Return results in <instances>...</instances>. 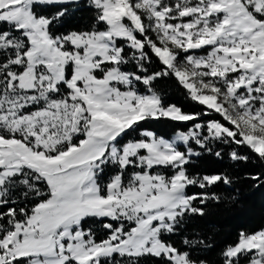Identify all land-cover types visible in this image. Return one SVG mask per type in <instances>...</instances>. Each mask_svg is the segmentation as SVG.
I'll return each instance as SVG.
<instances>
[{"label":"snow or ice","instance_id":"6c2138e0","mask_svg":"<svg viewBox=\"0 0 264 264\" xmlns=\"http://www.w3.org/2000/svg\"><path fill=\"white\" fill-rule=\"evenodd\" d=\"M80 3L0 0V264H207L164 237L220 200L188 194L190 186L232 184L226 173L189 171L215 142L246 146L264 161V0H86L92 30L59 35L52 25L68 8L36 10ZM153 57L162 67L150 72ZM130 62L135 70H122ZM163 77L203 111L167 104L153 87ZM213 113L227 126L203 121ZM160 119L191 126L170 139L143 127ZM229 157L249 159L236 150ZM108 167L114 174L102 184ZM18 187L35 201L31 209L9 207ZM89 217L106 220L105 239L83 227ZM220 255L223 264H264V228L241 232Z\"/></svg>","mask_w":264,"mask_h":264},{"label":"trees","instance_id":"16d2710c","mask_svg":"<svg viewBox=\"0 0 264 264\" xmlns=\"http://www.w3.org/2000/svg\"><path fill=\"white\" fill-rule=\"evenodd\" d=\"M68 8V15L61 21L52 25L55 34H66L72 30L85 31L92 30L94 24V10L86 7V0H82L79 5H52L50 7L37 8L36 10L43 15L51 16L61 9ZM75 9V10H73ZM103 29L104 25L98 26ZM129 52L131 49L128 50ZM149 71H159L162 67L160 62L153 57L151 65H147ZM124 71H134V65L130 62L128 65L122 66ZM71 69H68L70 75ZM97 75H102L97 73ZM141 91H145L142 85L139 86ZM154 89L160 93L167 104H174L182 108L186 113L202 112V106L194 103L188 98L187 92L182 88L174 77L158 78L154 81ZM209 117V116H206ZM220 120L218 114L214 115ZM191 122L179 124L169 119L148 120L143 122L145 129L151 130L158 136L170 138L177 129L186 130ZM137 133L130 134L125 140ZM195 147V146H194ZM238 151L241 155L249 157L247 162L232 161L229 154ZM222 153L220 158L215 156V152ZM115 169L108 167L105 169L104 175L100 177L102 184L114 174ZM165 175H170V169H160ZM190 173L215 174L226 173L231 179V185L219 183L205 190L198 187L190 186L187 189L188 194L193 192L207 191L209 194L215 193L220 197L219 201L208 200L204 205L205 215L185 217L186 223L178 230L177 234L165 235V239L172 242L180 251H191L192 258L197 260H205L207 264H223L221 253L228 246L235 244L241 232L252 233L264 228V161L251 152L246 146L237 148L234 144H223L215 142L213 144V153L202 154L195 165H189ZM131 170L125 174L127 180ZM260 174V180H252L247 178L250 175ZM23 188H17L12 197L17 200L15 205L9 204V207L17 208L27 207L31 209L34 202L29 196L24 199L22 196ZM199 206V201L195 202ZM6 211V209H0ZM105 219L85 218L82 222L85 229H92L97 241L107 237V230L103 227ZM107 222H111L110 220ZM203 239L209 248L202 246L189 249L183 244V239ZM247 262L246 257H241L240 264ZM140 264H163V261L154 257H145Z\"/></svg>","mask_w":264,"mask_h":264},{"label":"rangeland","instance_id":"374dc122","mask_svg":"<svg viewBox=\"0 0 264 264\" xmlns=\"http://www.w3.org/2000/svg\"><path fill=\"white\" fill-rule=\"evenodd\" d=\"M153 35H154V34H153ZM209 50H210V49H208V48H204V49H202V50H197L195 54H196V55H206L207 52H208ZM214 115H216V114L213 113V114L209 115V117L204 116V117H203V121L206 123L208 120L216 119V117H214ZM216 120H219V119H216ZM220 121H221L222 123H224V124L227 126V122L224 121L222 117H220ZM190 126H191V124H190ZM190 126H189V127H190ZM242 258H243V257H242ZM244 264H247V262L244 263Z\"/></svg>","mask_w":264,"mask_h":264},{"label":"water","instance_id":"95a60500","mask_svg":"<svg viewBox=\"0 0 264 264\" xmlns=\"http://www.w3.org/2000/svg\"><path fill=\"white\" fill-rule=\"evenodd\" d=\"M82 1V0H81Z\"/></svg>","mask_w":264,"mask_h":264}]
</instances>
